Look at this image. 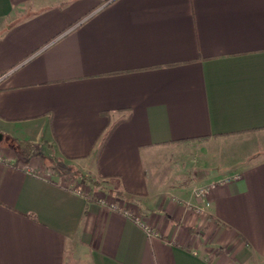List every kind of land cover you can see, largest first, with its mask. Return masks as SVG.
<instances>
[{"label": "crops", "instance_id": "obj_1", "mask_svg": "<svg viewBox=\"0 0 264 264\" xmlns=\"http://www.w3.org/2000/svg\"><path fill=\"white\" fill-rule=\"evenodd\" d=\"M0 137V264H264V0H0Z\"/></svg>", "mask_w": 264, "mask_h": 264}, {"label": "rangeland", "instance_id": "obj_2", "mask_svg": "<svg viewBox=\"0 0 264 264\" xmlns=\"http://www.w3.org/2000/svg\"><path fill=\"white\" fill-rule=\"evenodd\" d=\"M0 144H2L1 141H0ZM186 145L190 149L191 145H195V144L188 143ZM178 150H179L178 146L175 149L170 148V149L158 150V152L156 153V155H157L156 166L159 167V169L163 168V166L167 167L169 169H166V170L172 172L173 174H176V172L179 170V167L183 168L184 171L188 170V172H191L192 168H193L192 166L194 165V164H192L191 161H193V162L196 161L193 159L194 154H192V157H190L189 155H187L188 154L187 152L185 154H180V152ZM183 151H185V150H183ZM187 151H190V153H191L192 150H187ZM44 157H45V159H47V163H49L51 165H55L57 167H60V169H64V171H68L70 169L73 170V166H70L69 164H67L65 162L58 161L56 156L54 154H52L51 152H49V154L48 153L45 154ZM186 162L189 163L188 164L189 169H186V167H187L185 165ZM149 167L151 169L153 168L152 162H150V161H149ZM74 170H76V169H74ZM65 180H68L67 177Z\"/></svg>", "mask_w": 264, "mask_h": 264}, {"label": "trees", "instance_id": "obj_3", "mask_svg": "<svg viewBox=\"0 0 264 264\" xmlns=\"http://www.w3.org/2000/svg\"><path fill=\"white\" fill-rule=\"evenodd\" d=\"M112 130V129H111ZM110 130V131H111ZM19 144V151L23 154V155H27V156H31L32 153L34 152L36 146H34L33 144L29 143V142H26V141H19L18 142ZM59 171V170H58ZM58 175L60 176H64V173H60L58 172ZM84 178L85 179H89L90 181L92 180L93 184L95 186L99 185V182L98 181H93L94 179L90 176H87V175H84Z\"/></svg>", "mask_w": 264, "mask_h": 264}, {"label": "built area", "instance_id": "obj_4", "mask_svg": "<svg viewBox=\"0 0 264 264\" xmlns=\"http://www.w3.org/2000/svg\"><path fill=\"white\" fill-rule=\"evenodd\" d=\"M215 186V184H213L212 185V187H214ZM209 190H210V187H204V188H199V189H197L196 191H195V195L197 196V197H201V198H206V196H207V194H208V192H209ZM112 206V205H111ZM114 207V206H113ZM200 211H203L202 209H199V212ZM126 214L128 215V216H130V215H132L130 212H126ZM147 230H148V232L150 233V230H149V228L148 227H145Z\"/></svg>", "mask_w": 264, "mask_h": 264}, {"label": "water", "instance_id": "obj_5", "mask_svg": "<svg viewBox=\"0 0 264 264\" xmlns=\"http://www.w3.org/2000/svg\"><path fill=\"white\" fill-rule=\"evenodd\" d=\"M0 139H1V137H0Z\"/></svg>", "mask_w": 264, "mask_h": 264}]
</instances>
